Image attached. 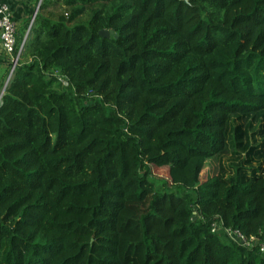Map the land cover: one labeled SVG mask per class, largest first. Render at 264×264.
<instances>
[{
    "label": "trees",
    "instance_id": "1",
    "mask_svg": "<svg viewBox=\"0 0 264 264\" xmlns=\"http://www.w3.org/2000/svg\"><path fill=\"white\" fill-rule=\"evenodd\" d=\"M30 15L0 264H264V0H39L22 40Z\"/></svg>",
    "mask_w": 264,
    "mask_h": 264
},
{
    "label": "built area",
    "instance_id": "2",
    "mask_svg": "<svg viewBox=\"0 0 264 264\" xmlns=\"http://www.w3.org/2000/svg\"><path fill=\"white\" fill-rule=\"evenodd\" d=\"M9 0H0V46L2 51L8 55L9 57V69L6 75V78L4 80V84L0 90V95L3 91V87L12 71V68L16 62V56L13 55V50L15 46V33H16V25L15 22L12 19L11 12L9 9ZM39 0L36 2L35 7L33 11L31 12L30 15V20H29V25L31 24L34 14L36 12V6L38 4ZM35 10V11H34ZM226 235L231 238L232 240L239 242L241 244H249L252 241V238L249 237V239L245 238L238 229L236 228H229V227H224L223 228ZM263 248V245H261Z\"/></svg>",
    "mask_w": 264,
    "mask_h": 264
},
{
    "label": "crops",
    "instance_id": "3",
    "mask_svg": "<svg viewBox=\"0 0 264 264\" xmlns=\"http://www.w3.org/2000/svg\"><path fill=\"white\" fill-rule=\"evenodd\" d=\"M38 1V0H37ZM35 0H9L8 6L11 12V16L16 25V32L18 34V28L22 25L23 21L26 20L29 14L33 11L36 2ZM29 24V23H28ZM28 24L22 34V38L28 30ZM9 57L5 54L0 46V90L4 84L6 76L4 75L5 67L8 65ZM8 72V71H7Z\"/></svg>",
    "mask_w": 264,
    "mask_h": 264
},
{
    "label": "rangeland",
    "instance_id": "4",
    "mask_svg": "<svg viewBox=\"0 0 264 264\" xmlns=\"http://www.w3.org/2000/svg\"><path fill=\"white\" fill-rule=\"evenodd\" d=\"M152 172L159 175V176H166V167H153L152 166ZM204 172L201 171L200 177L203 178Z\"/></svg>",
    "mask_w": 264,
    "mask_h": 264
},
{
    "label": "water",
    "instance_id": "5",
    "mask_svg": "<svg viewBox=\"0 0 264 264\" xmlns=\"http://www.w3.org/2000/svg\"><path fill=\"white\" fill-rule=\"evenodd\" d=\"M182 1H187V0H182ZM37 6H38V4H37ZM36 6V7H37ZM37 9V8H36ZM35 11V10H34ZM99 33L101 34V35H103V36H105V35H108L109 33H110V31H107V30H101V31H99ZM26 34V33H25ZM25 36V35H24ZM24 38V37H23ZM23 38H22V40H23ZM22 40H21V42H22ZM20 45H21V43H20Z\"/></svg>",
    "mask_w": 264,
    "mask_h": 264
},
{
    "label": "bare ground",
    "instance_id": "6",
    "mask_svg": "<svg viewBox=\"0 0 264 264\" xmlns=\"http://www.w3.org/2000/svg\"><path fill=\"white\" fill-rule=\"evenodd\" d=\"M38 12V11H37Z\"/></svg>",
    "mask_w": 264,
    "mask_h": 264
}]
</instances>
